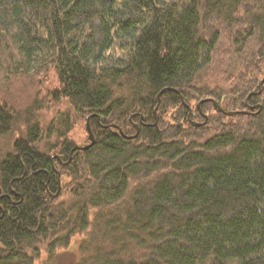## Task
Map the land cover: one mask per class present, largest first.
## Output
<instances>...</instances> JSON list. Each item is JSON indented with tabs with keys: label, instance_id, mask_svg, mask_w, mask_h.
<instances>
[{
	"label": "trees",
	"instance_id": "16d2710c",
	"mask_svg": "<svg viewBox=\"0 0 264 264\" xmlns=\"http://www.w3.org/2000/svg\"><path fill=\"white\" fill-rule=\"evenodd\" d=\"M263 78L264 0H0V264H264Z\"/></svg>",
	"mask_w": 264,
	"mask_h": 264
},
{
	"label": "water",
	"instance_id": "95a60500",
	"mask_svg": "<svg viewBox=\"0 0 264 264\" xmlns=\"http://www.w3.org/2000/svg\"><path fill=\"white\" fill-rule=\"evenodd\" d=\"M263 83H264V78H263L262 81L260 82V86H262ZM182 98H183V97H182ZM204 101H212L213 104H214V107H215V110H216V111H218V112H222V113H224V114H226V115H228V116H232V115H236V114H247V113H249V112L246 111V110H227V109L224 108L222 105H220V103H219L218 101H216V100H210V99H205V100L200 101V103L198 104V107H199V108L201 107V104H202ZM183 102H184V98H183ZM184 103H185V102H184ZM157 109H158V106H157V108H156V112H157ZM200 109H201V108H200ZM90 118H91V116H89V117L87 118V123H86V130H87V132H88V137H89V141H90V143H79V144H76L75 147H74V150H75V149L84 150V149L90 147L91 145H93V144L95 143L96 139H95V135H94V133H93V131H92V128H91ZM204 118H205V120H204L203 122H201V123H197V122H195V121H193V120H191V123H192L193 125H195V126L203 125V124H205V123L208 121L209 116H208L207 114H205V115H204ZM156 120L158 121V118H157ZM141 121H142V120H141ZM119 130H120V132H121L124 136H126V137H130V138H131V137H135V136H137V135L139 134V131H140V125H139V124H136V133H135V135H133V136H127V135H125L124 131H123L121 128H119ZM60 187H61V186H60V181H59V191H60Z\"/></svg>",
	"mask_w": 264,
	"mask_h": 264
},
{
	"label": "rangeland",
	"instance_id": "374dc122",
	"mask_svg": "<svg viewBox=\"0 0 264 264\" xmlns=\"http://www.w3.org/2000/svg\"><path fill=\"white\" fill-rule=\"evenodd\" d=\"M201 113H203L202 110H201ZM203 118H204V114H203ZM83 128H86V125H83ZM83 128L79 127L76 130L75 137H76L77 144L85 143V140H84L85 139V130H83ZM76 257H77L76 251H75L74 248H72L70 251L64 253L63 255H61L59 257L58 263L59 264H64L66 262L74 260Z\"/></svg>",
	"mask_w": 264,
	"mask_h": 264
},
{
	"label": "bare ground",
	"instance_id": "6f19581e",
	"mask_svg": "<svg viewBox=\"0 0 264 264\" xmlns=\"http://www.w3.org/2000/svg\"><path fill=\"white\" fill-rule=\"evenodd\" d=\"M89 143H90V141H89ZM58 184H59V182H58ZM60 186H61V182H60ZM61 188V187H60ZM59 193V192H58Z\"/></svg>",
	"mask_w": 264,
	"mask_h": 264
}]
</instances>
